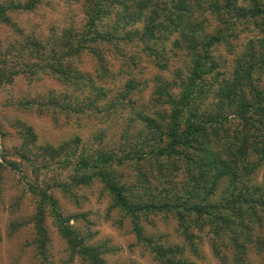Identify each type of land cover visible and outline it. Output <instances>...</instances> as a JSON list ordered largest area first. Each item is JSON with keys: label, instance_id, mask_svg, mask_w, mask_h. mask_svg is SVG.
I'll return each mask as SVG.
<instances>
[{"label": "trees", "instance_id": "obj_1", "mask_svg": "<svg viewBox=\"0 0 264 264\" xmlns=\"http://www.w3.org/2000/svg\"><path fill=\"white\" fill-rule=\"evenodd\" d=\"M76 1L0 0V23L12 31L0 39V91L10 94L18 75L30 84L48 75L65 87L5 104L15 113L20 140L8 153L20 161L6 160L3 152L0 167L20 170L21 192L31 193L28 222L41 263H50L51 217L70 259L109 264L106 242L89 243L91 233L69 223L81 214H65L55 195L78 205L86 189L99 186L108 200L106 216L118 213L115 224L127 222L136 244L158 264H197L198 257L203 263L204 233L213 234L215 252L222 245L233 254L232 264H254L250 247L264 250V235L253 232L255 226L264 232V87L256 81L264 74V0H89L80 19ZM61 3L67 6L62 22L45 32L27 31L15 17L55 11ZM254 21L262 35L232 46L230 30L243 24L251 34ZM83 54L96 62L88 77L75 65ZM120 58L114 69L109 60ZM172 59L186 62L172 67ZM143 61L160 76L170 72L165 79L171 83L158 84L155 76L156 104L131 97L143 91L134 76ZM129 75L134 84L111 89ZM86 90L94 97H84ZM43 114L53 125L64 118L62 126L73 130L54 141L41 136L28 116ZM8 133L0 126V137ZM156 220L174 221L182 241L155 232ZM24 224L10 220L9 234Z\"/></svg>", "mask_w": 264, "mask_h": 264}, {"label": "rangeland", "instance_id": "obj_2", "mask_svg": "<svg viewBox=\"0 0 264 264\" xmlns=\"http://www.w3.org/2000/svg\"><path fill=\"white\" fill-rule=\"evenodd\" d=\"M73 12L77 15L76 17L80 19L81 16L89 8V0H78L72 5ZM67 6L64 3L57 8L55 11L50 9H40L38 11L26 13H18L15 15L16 19L21 23V26L27 29V31L37 29L36 31L45 32L51 26L58 25L62 22V10H65ZM205 11L203 14H206ZM253 21V20H250ZM241 27L242 30H230L231 34L229 40L232 46L240 41H246L249 37L260 36L262 33L256 32V22H250V27L248 28L251 34H247V30L244 32V25ZM213 30V29H212ZM12 35L11 29L7 25L0 23V39L8 38ZM238 36V37H237ZM222 54H225L226 46L221 45L218 47ZM185 59H172L171 65L174 67L175 64L182 65ZM121 58L111 59L109 62L112 64L113 68L116 69L121 64ZM75 65L80 69L86 77L91 75L96 66L95 60L86 54L80 58L78 63ZM171 69V68H170ZM158 77L155 78V76ZM170 72L162 74L160 76V71L152 69L148 64L143 61L139 62V67L137 71H134L135 79L142 81L138 86L143 88V91L139 94H131V97H135L136 104L147 102V100L152 101V104H156L154 98L155 95V84L157 80L159 83H165L169 79H165V76L168 77ZM130 77L125 76L123 80L119 82H113L110 85L112 90L119 92V87L124 89L125 81L134 84L127 79ZM163 79H162V78ZM29 79L24 75H18L14 78V83L9 85V92L0 91V126L5 128L6 131H9L4 137H0V162L5 165L6 160L8 161H17L20 159L18 157H13L9 153L12 152V147L18 145L20 140L16 135L15 128L13 127L15 113L12 108L5 106L8 99H18L19 97L31 96V95H42L47 92L60 93L65 87L58 83L54 78L44 75L43 78L33 84L28 82ZM260 86L264 87V74L260 79H256ZM171 91L176 94L178 88L174 86H169ZM116 92L108 94V99L112 100L116 96ZM84 97H94V93L86 90L84 92ZM153 99V100H152ZM148 104L154 109V106ZM208 107V104L205 108ZM30 123L34 125L37 131L41 136H46L48 139L57 140L59 137L66 135L70 130H73L72 125L68 124V128L62 126V121L64 118L60 117L57 125H53L49 116L47 114L33 115L28 116ZM125 121L121 123L124 125ZM89 125L86 126V132L81 133L83 138L87 137L90 129ZM77 132L80 129L74 128ZM6 152V160L1 156V153ZM9 152V153H8ZM23 164V163H22ZM29 170V169H28ZM21 171L17 169H12L9 165L6 167H0V264H42L41 258L37 253L36 245L32 244V224H29L30 213L33 209L32 201H29L31 193L25 191L22 193L23 181L19 177ZM50 179L49 175H46ZM55 189V188H54ZM85 197L80 201L78 205H73L69 203L66 198L62 195L61 192L57 191L55 194L58 201L62 205V209L65 214H81L82 217L74 218L71 217L69 223L77 227L79 231L84 233H91L89 238V243L99 244L101 242H106L108 246V251L105 253V258L109 264H158L155 259L152 257L151 253L143 246L136 244L135 235L132 232H129V226L126 222L123 227H118L113 218L119 216L118 213L113 212L112 218L106 216V207L108 206V200L105 196L101 197L99 195V186H93L92 190L86 189L84 191ZM217 197V196H216ZM18 219L22 221L24 226L15 230L14 233L9 234L8 224L12 219ZM51 217H47L46 226L48 229L50 237V256L48 257L49 264H87L85 261H82L80 257H74L70 259L68 257L69 253L66 247L65 242L59 236L56 228L51 223ZM169 225H165L162 221L156 220V231L164 233L165 237L171 243H180L182 239L175 233V224L174 221H169ZM149 230V229H147ZM255 234L264 235L262 230L258 227L253 228ZM213 239L212 233H204L203 241L200 246V255L203 258V263L198 257L196 259L197 264H223L224 258L227 260V264H232L231 260L233 254L227 249H224V246L220 245L218 253L214 251L211 245ZM220 244V243H219ZM225 244V243H223ZM190 255V252H188ZM248 258L252 260L254 264H264V250L260 254L256 253L254 245L250 247L247 254ZM193 255H190V258L193 259Z\"/></svg>", "mask_w": 264, "mask_h": 264}]
</instances>
